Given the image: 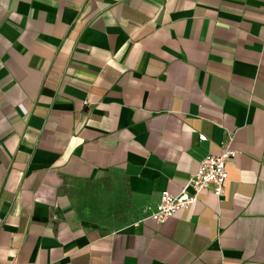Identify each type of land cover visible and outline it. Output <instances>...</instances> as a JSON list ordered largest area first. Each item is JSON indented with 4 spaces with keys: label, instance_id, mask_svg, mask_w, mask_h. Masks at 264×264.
<instances>
[{
    "label": "crops",
    "instance_id": "1",
    "mask_svg": "<svg viewBox=\"0 0 264 264\" xmlns=\"http://www.w3.org/2000/svg\"><path fill=\"white\" fill-rule=\"evenodd\" d=\"M0 264H264V0H0Z\"/></svg>",
    "mask_w": 264,
    "mask_h": 264
},
{
    "label": "built area",
    "instance_id": "2",
    "mask_svg": "<svg viewBox=\"0 0 264 264\" xmlns=\"http://www.w3.org/2000/svg\"><path fill=\"white\" fill-rule=\"evenodd\" d=\"M199 140L206 141L207 138L200 135ZM231 143L232 137H228L218 155L206 156L177 195L163 191L155 209L149 214V219L158 226L164 225L178 211L187 210L198 203L199 196L203 192H210L217 198L218 202L222 201L228 180L227 165L239 153L232 148Z\"/></svg>",
    "mask_w": 264,
    "mask_h": 264
}]
</instances>
